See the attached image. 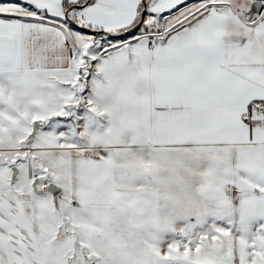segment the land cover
Returning a JSON list of instances; mask_svg holds the SVG:
<instances>
[{
    "label": "snow or ice",
    "instance_id": "1",
    "mask_svg": "<svg viewBox=\"0 0 264 264\" xmlns=\"http://www.w3.org/2000/svg\"><path fill=\"white\" fill-rule=\"evenodd\" d=\"M0 264H264V0H0Z\"/></svg>",
    "mask_w": 264,
    "mask_h": 264
},
{
    "label": "rangeland",
    "instance_id": "2",
    "mask_svg": "<svg viewBox=\"0 0 264 264\" xmlns=\"http://www.w3.org/2000/svg\"><path fill=\"white\" fill-rule=\"evenodd\" d=\"M178 173H179V174H183L182 172H180V170H178ZM164 203H165L164 200L161 199V200L159 201V204L157 205V207H163ZM214 242H215V241H214ZM185 254H187V253H185Z\"/></svg>",
    "mask_w": 264,
    "mask_h": 264
},
{
    "label": "crops",
    "instance_id": "3",
    "mask_svg": "<svg viewBox=\"0 0 264 264\" xmlns=\"http://www.w3.org/2000/svg\"><path fill=\"white\" fill-rule=\"evenodd\" d=\"M158 204H159V203H158ZM158 204H157V205H158ZM157 205H156V206H157Z\"/></svg>",
    "mask_w": 264,
    "mask_h": 264
}]
</instances>
